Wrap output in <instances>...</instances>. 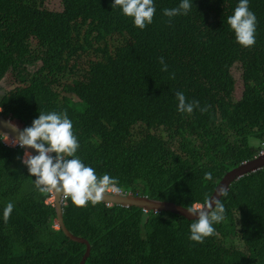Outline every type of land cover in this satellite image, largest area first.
I'll return each mask as SVG.
<instances>
[{"label":"trees","instance_id":"trees-1","mask_svg":"<svg viewBox=\"0 0 264 264\" xmlns=\"http://www.w3.org/2000/svg\"><path fill=\"white\" fill-rule=\"evenodd\" d=\"M191 2L187 15L169 18L163 10L181 0H154L153 22L141 30L114 0H62V12L43 0H0V114L25 128L40 112L66 110L76 155L98 176L136 196L203 206L228 172L263 149L264 0H249L251 48L227 24L239 0ZM176 92L208 111L178 112ZM24 151L0 135V264H80L87 246L55 228L57 211L35 189ZM227 192L224 220L203 243L189 240L192 221L169 212L69 200L64 218L91 246L86 264H264V169Z\"/></svg>","mask_w":264,"mask_h":264},{"label":"clouds","instance_id":"clouds-1","mask_svg":"<svg viewBox=\"0 0 264 264\" xmlns=\"http://www.w3.org/2000/svg\"><path fill=\"white\" fill-rule=\"evenodd\" d=\"M117 7L122 10L124 16L132 19L135 27L141 30L153 22L156 12L154 0H114L112 8ZM191 8V0H181L178 7L164 9L163 14L169 18L187 15ZM227 24L234 32L235 41L241 47L251 48L255 45L257 19L249 9V0H239L234 13L227 17ZM159 63L162 65L161 70L167 72L168 65L163 57L159 58ZM170 78L174 79L175 73H172ZM175 97L178 101L177 111L180 113L191 114L196 108H199L201 113L208 111V106L201 108L199 101L188 102L183 92H176ZM7 126L18 133L11 143L25 149L21 158L22 163L27 167L30 176L35 177L33 181L35 189L41 194L50 195L47 202L49 205L55 207V204L50 203V193L54 191L61 196L62 200L70 199L76 207H86L89 203L96 206L105 202L106 194L121 191L118 179L108 174L98 176L94 168L86 166L76 155L80 144L74 134L73 122L69 119L66 110L40 112L31 126L23 130L18 129L11 122H7ZM29 148L34 149L38 154L33 155L28 151ZM260 155H264V143L263 149L255 158ZM211 178V173H205V180ZM227 195V188L220 187L215 196L205 198L203 206L195 205L187 208L188 214L196 217L190 224L188 237L190 241L203 243L206 238L215 235L214 225L224 220L225 213V206L220 198ZM13 208L14 204L11 202H8L4 208L5 223L10 218ZM57 224H59L58 221ZM57 230H62L61 226Z\"/></svg>","mask_w":264,"mask_h":264},{"label":"water","instance_id":"water-1","mask_svg":"<svg viewBox=\"0 0 264 264\" xmlns=\"http://www.w3.org/2000/svg\"><path fill=\"white\" fill-rule=\"evenodd\" d=\"M7 122H11L15 124L20 130L24 129V127H21L17 122L12 120L11 118H6L0 114V134L3 136L14 139L18 135L16 131H13L12 128L7 126ZM28 151L32 152L33 155L38 154L37 152H35L34 149L29 148ZM263 169H264V155H260L257 158L248 160L247 163L240 165L239 167L232 170L231 172H228L226 176L222 179L220 184L217 186L212 196L216 195L218 188L225 187L227 188V191H228L231 185L234 184L236 181L240 180L241 178L245 176L257 173ZM55 194H56L55 208L57 211L58 222L61 226V229L71 240L86 244L87 246L86 254L80 263V264H86V261L88 260L91 254V246L88 240L75 237L73 234L69 232V229L67 228L66 223H65L64 207L62 205V198L56 192ZM106 195L107 197H105V202H101V203H104V204L113 203L117 206H122L125 208L135 207V208L147 210L148 212H153V213L169 212V213L178 215L180 217H183L189 221H193L194 219H196L195 216L188 214L187 209H184L183 207L177 206L170 202L154 201V200L149 199L148 197H141V196H136L133 194H129V195L106 194ZM222 197L220 199H222Z\"/></svg>","mask_w":264,"mask_h":264},{"label":"rangeland","instance_id":"rangeland-1","mask_svg":"<svg viewBox=\"0 0 264 264\" xmlns=\"http://www.w3.org/2000/svg\"><path fill=\"white\" fill-rule=\"evenodd\" d=\"M40 1L41 0H30V3H32V5L35 4L36 6H39ZM43 1H44L43 3L44 8H46L47 10L52 11V12H62L63 11L62 0H43ZM116 45H119V44L116 43ZM232 72H233V76L236 82V90L233 95V98H234V101H238L241 99L242 93H243V80H242L243 70L241 67V63H236L233 66ZM7 85L9 86L10 83H8ZM74 98L78 100V97L74 96ZM164 136L165 138H167L168 133L164 132Z\"/></svg>","mask_w":264,"mask_h":264},{"label":"built area","instance_id":"built-area-1","mask_svg":"<svg viewBox=\"0 0 264 264\" xmlns=\"http://www.w3.org/2000/svg\"><path fill=\"white\" fill-rule=\"evenodd\" d=\"M1 135V134H0ZM2 136V142H3V144L4 145H6L7 147H10V148H14L15 146H18V145H13L12 143H11V138H9V137H6V136H3V135H1ZM9 139V140H8ZM8 140V141H7ZM51 194V200H50V203L51 204H55V194H54V192H51L50 193ZM108 194H112V195H127V194H130L129 192H124V191H120L119 193H108ZM70 200V199H69ZM69 200H67V201H65V200H62V205H63V207H66L67 205H68V203H69ZM107 207H112V206H114V204H112V203H106L105 204ZM145 213H147L148 211L147 210H143ZM56 228L57 229H60V226H59V224H57L56 225Z\"/></svg>","mask_w":264,"mask_h":264}]
</instances>
